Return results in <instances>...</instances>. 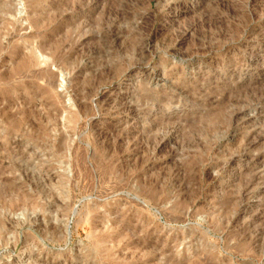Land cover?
<instances>
[{"label":"rangeland","instance_id":"1","mask_svg":"<svg viewBox=\"0 0 264 264\" xmlns=\"http://www.w3.org/2000/svg\"><path fill=\"white\" fill-rule=\"evenodd\" d=\"M0 264H264V0H0Z\"/></svg>","mask_w":264,"mask_h":264}]
</instances>
